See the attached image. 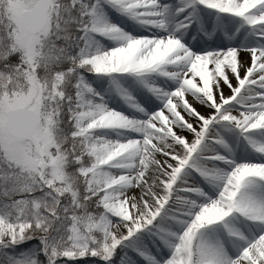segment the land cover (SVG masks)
Returning <instances> with one entry per match:
<instances>
[{
	"label": "snow or ice",
	"instance_id": "6c2138e0",
	"mask_svg": "<svg viewBox=\"0 0 264 264\" xmlns=\"http://www.w3.org/2000/svg\"><path fill=\"white\" fill-rule=\"evenodd\" d=\"M0 264H264V0H0Z\"/></svg>",
	"mask_w": 264,
	"mask_h": 264
}]
</instances>
